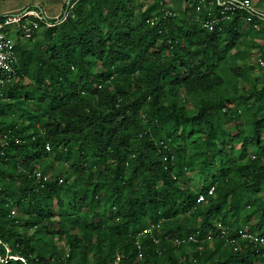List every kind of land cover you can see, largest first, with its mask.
<instances>
[{
    "label": "trees",
    "instance_id": "trees-1",
    "mask_svg": "<svg viewBox=\"0 0 264 264\" xmlns=\"http://www.w3.org/2000/svg\"><path fill=\"white\" fill-rule=\"evenodd\" d=\"M199 1L149 28L136 0H72L61 24L15 45L0 96V264H264L255 243L215 237L219 224L264 239V68L225 70L250 36L264 62V12L207 31ZM47 158L69 176L43 181Z\"/></svg>",
    "mask_w": 264,
    "mask_h": 264
},
{
    "label": "built area",
    "instance_id": "built-area-1",
    "mask_svg": "<svg viewBox=\"0 0 264 264\" xmlns=\"http://www.w3.org/2000/svg\"><path fill=\"white\" fill-rule=\"evenodd\" d=\"M214 5L217 6V10H214ZM162 10L161 17H158L156 14H152L150 17L145 18L144 23L149 26V28H153L157 25L158 21H165L168 18H175V15L169 13V9L164 8V5L160 3L158 5ZM203 9L205 14V20L200 24L202 29L207 31H211L212 26L217 22L224 21L225 14H232L237 10H245L248 12H253L257 16L262 17L261 14L257 13L256 10L251 8V4L247 0H210L207 3V0H200L195 8L194 12L198 14L200 10ZM64 20V17L60 21H56L54 24L49 23L43 17V13L41 10H25L20 12L19 14L13 16L1 15L0 17V96L3 90V87L6 84L14 81L16 76V68L17 66V57L15 54V45L16 44H25L31 41L34 36L37 34L41 28L44 30L52 29L58 24H61ZM261 68H264V62L258 61ZM45 152L49 151V144H45L43 146ZM1 155V153H0ZM37 178L40 175L36 174ZM48 176L42 177L43 181H47ZM213 192V188L210 187L206 196H210ZM204 196L198 194L195 199V204L198 205L203 202ZM218 228L217 236L223 238L225 242L231 245H237L236 241L238 239L247 240L252 243H255V246L261 247L264 249V239L258 238L257 235H251L245 233L243 231H238L234 236L229 237L227 229L219 224H215ZM152 226H149L144 233H149L152 229ZM214 237L210 232L205 234V237L202 239L205 242H211ZM201 240V241H202ZM154 243L156 240L152 239ZM186 241L195 242L194 236H189ZM174 243H178V241L174 240ZM118 258L114 259V263L117 262Z\"/></svg>",
    "mask_w": 264,
    "mask_h": 264
},
{
    "label": "rangeland",
    "instance_id": "rangeland-1",
    "mask_svg": "<svg viewBox=\"0 0 264 264\" xmlns=\"http://www.w3.org/2000/svg\"><path fill=\"white\" fill-rule=\"evenodd\" d=\"M72 0H0V17L1 15H7V16H13L16 14H19L22 11L25 10H35V8H39L41 12L43 13V17L46 21L49 23L58 21L60 15H62V8L63 6L69 5ZM156 0H136V4L138 5L137 11L142 15V17L147 13L149 16L152 15L154 12V4ZM251 4V8L253 10H256L257 13L261 14L264 12V0H247ZM177 2V0H163L162 4L164 5V8H168L169 10L172 8L173 4ZM145 13V14H144ZM144 14V15H143ZM141 20H136L139 22ZM41 30V29H40ZM40 30L38 32H40ZM37 41L40 39V33H37L36 38ZM261 39H256L255 37L250 36V38H247L244 47L239 46L237 50L241 53L240 56H238V60L234 59L232 63H226L225 70L227 68L231 67H242V65L246 66H255L257 70L252 72V77L261 78V66L259 65V53L256 49L250 48L249 46L251 44H256V46L262 45ZM32 43V42H31ZM31 43H27L29 45H26L27 47L31 46ZM25 45V44H24ZM239 91L241 89H246L247 87L245 85H238ZM223 91L231 92L229 86L225 84L223 88L220 90L222 93ZM187 105V104H186ZM187 107H189L187 105ZM16 117V115H14ZM0 144L2 145L4 140L0 139ZM43 166H46L48 170L45 171V174L48 176V178H51L53 174L60 176L62 179L64 176H69L71 173L70 167L68 164L59 163L56 161H52V158H47L43 160L42 162ZM189 181V188L192 190L200 188V178L197 173H190L188 174ZM251 235H256V233H252ZM209 246H211V242H205ZM56 246H58L59 250H63V246L61 243L54 242Z\"/></svg>",
    "mask_w": 264,
    "mask_h": 264
},
{
    "label": "water",
    "instance_id": "water-1",
    "mask_svg": "<svg viewBox=\"0 0 264 264\" xmlns=\"http://www.w3.org/2000/svg\"><path fill=\"white\" fill-rule=\"evenodd\" d=\"M67 5H68V4H67ZM67 5H66V7H67ZM37 9L39 10V8H38V7H37V8H35V10H37ZM63 16H65V12L63 13Z\"/></svg>",
    "mask_w": 264,
    "mask_h": 264
}]
</instances>
